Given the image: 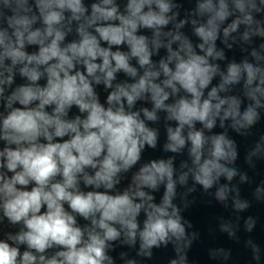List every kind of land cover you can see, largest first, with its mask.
<instances>
[{
	"label": "clouds",
	"instance_id": "clouds-1",
	"mask_svg": "<svg viewBox=\"0 0 264 264\" xmlns=\"http://www.w3.org/2000/svg\"><path fill=\"white\" fill-rule=\"evenodd\" d=\"M231 4L230 8L229 0H198L196 11L206 20L194 28L195 35L203 41L197 45L204 52L200 55L181 34L161 32L176 15H166L177 7L170 0H128L123 13L114 0H100L91 4L90 15H86L88 8L82 0H35L34 4L30 0H2L0 101L8 111L0 114V140L5 142L0 150V207L9 222H23L24 227L16 235L8 234L7 240H0V264H113L106 254L108 242L116 241L122 233L128 245H134L139 237L140 254L148 257L152 248L169 242L177 253L190 245L180 210L173 204L176 181L171 158L143 164L126 189L109 193L120 183L118 174L127 173L141 160L145 145L156 147V131L147 127L140 116L142 112L148 121H155L157 109L165 110L167 119L177 122L175 129L168 128L167 151L179 152L186 140L190 141L194 167L189 171L195 183L208 190L219 177L230 181L237 174L234 168L221 163L236 159L234 142L224 134L206 137L195 129V122L212 129L218 117L221 127L231 118L234 129L248 128L259 119L257 108L264 107V68L247 60L230 63L227 74L220 73L222 82L211 87L204 98V90L219 72L209 58H224L215 44L221 25L238 12L240 15L223 28L225 38L241 24L247 26L244 40H249L250 35L264 37V28H252L259 24L253 13L264 11V0H231ZM38 20H42L43 29L34 27ZM65 20L69 25L72 21L83 22L76 28L79 41L62 46ZM185 22L180 21L176 27ZM140 28L154 30L151 41L137 34ZM161 36L172 39L164 45ZM100 41L108 47H102ZM174 41H180L179 50H173ZM26 44L38 45L39 51L28 54ZM125 44L130 49L127 53L120 50ZM161 46L167 48L168 56L157 67L151 57ZM251 55L257 61L264 59L255 50ZM131 59H136L143 69L142 75L130 64ZM17 65H22L18 72L27 83L5 96V86L13 84ZM120 71L138 79L113 87ZM41 79L46 81L44 85L39 83ZM242 80L246 97L254 103L241 114L238 98H222L219 93ZM101 83L113 89L107 95L106 106L93 87ZM181 91L187 95H180ZM149 95L152 111L132 110L138 100ZM170 96L179 98L166 104ZM16 102L19 107H14ZM72 107L79 111L74 118L69 117ZM185 126L186 137L182 134ZM66 136L69 138L63 139ZM205 145H209L206 157ZM259 151L257 145L253 154ZM187 178V172L181 174L180 184H185ZM81 183L94 190H82ZM30 184L31 190H26ZM161 184L165 192L162 202L156 204L145 189L157 190ZM101 188L104 191L96 190ZM228 191L227 186H221L216 199L225 201ZM260 191L257 189V193ZM234 206L243 210L249 205L236 200ZM141 210L146 215L142 228L138 221ZM77 215L90 221L91 226H77ZM252 225L249 219V231ZM20 245L26 249L21 251ZM55 246H59L58 250L47 257L46 251ZM185 260L180 255V264ZM170 264H177V260Z\"/></svg>",
	"mask_w": 264,
	"mask_h": 264
}]
</instances>
